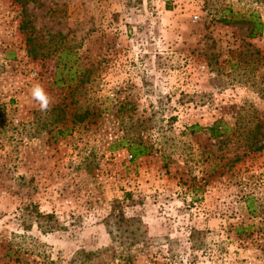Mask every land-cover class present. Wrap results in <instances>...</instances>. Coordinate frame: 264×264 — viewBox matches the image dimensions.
<instances>
[{
    "label": "rangeland",
    "instance_id": "rangeland-1",
    "mask_svg": "<svg viewBox=\"0 0 264 264\" xmlns=\"http://www.w3.org/2000/svg\"><path fill=\"white\" fill-rule=\"evenodd\" d=\"M263 124L264 0H0V264H264Z\"/></svg>",
    "mask_w": 264,
    "mask_h": 264
},
{
    "label": "trees",
    "instance_id": "trees-1",
    "mask_svg": "<svg viewBox=\"0 0 264 264\" xmlns=\"http://www.w3.org/2000/svg\"><path fill=\"white\" fill-rule=\"evenodd\" d=\"M261 32V24L259 21L256 22L255 26L251 29L249 35L250 36H255L256 34H260ZM264 127V124H263ZM207 131L212 135V136H217L218 135V129H217V125L213 124L211 127L207 128ZM128 153L130 155V157H136L139 156L141 154H143L145 152V147H137L134 145H130L128 148ZM35 216L36 218H38V227H43L46 230H52L54 229V227H56L54 225V221L52 218L51 213H41L38 212L37 210H35ZM112 218H114V220L117 223H126V219L122 218V214L117 213L115 215L112 216Z\"/></svg>",
    "mask_w": 264,
    "mask_h": 264
},
{
    "label": "clouds",
    "instance_id": "clouds-1",
    "mask_svg": "<svg viewBox=\"0 0 264 264\" xmlns=\"http://www.w3.org/2000/svg\"><path fill=\"white\" fill-rule=\"evenodd\" d=\"M30 95L32 100L38 104L39 110L42 113L50 111L52 105L51 98L40 84L33 85Z\"/></svg>",
    "mask_w": 264,
    "mask_h": 264
},
{
    "label": "built area",
    "instance_id": "built-area-1",
    "mask_svg": "<svg viewBox=\"0 0 264 264\" xmlns=\"http://www.w3.org/2000/svg\"><path fill=\"white\" fill-rule=\"evenodd\" d=\"M129 157V155H127Z\"/></svg>",
    "mask_w": 264,
    "mask_h": 264
}]
</instances>
